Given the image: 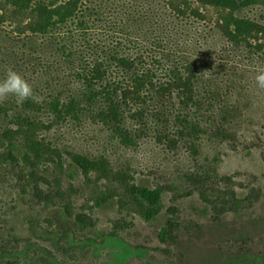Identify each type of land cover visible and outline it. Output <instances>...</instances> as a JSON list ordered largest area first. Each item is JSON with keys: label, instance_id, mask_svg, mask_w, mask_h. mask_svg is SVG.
Here are the masks:
<instances>
[{"label": "rangeland", "instance_id": "rangeland-1", "mask_svg": "<svg viewBox=\"0 0 264 264\" xmlns=\"http://www.w3.org/2000/svg\"><path fill=\"white\" fill-rule=\"evenodd\" d=\"M105 1L115 17L123 0L89 4ZM158 1L163 4L142 0ZM252 1L235 15L264 26V0ZM15 10L10 0H0V79L13 69L42 96L50 95L45 70L48 64L57 67L58 59L44 58L46 38L32 34L28 9ZM201 11L205 20L188 14L183 28L213 59L221 88L217 118L224 120L221 129L202 133L193 145L167 146L148 138L126 147L91 118L69 117L51 127L57 114L41 102L25 106L27 100L18 103L12 95L0 100L7 108L1 131L25 125L20 118L33 119L36 124L25 127L52 150L35 168L3 163L0 156V264H264V89L255 79L264 72V35L237 44L216 24L217 9ZM76 154L104 156L110 162L102 168L106 174L86 176L74 163ZM119 173L140 186L168 187L154 220L120 202ZM103 196L111 198L99 207ZM166 226L171 231L163 242Z\"/></svg>", "mask_w": 264, "mask_h": 264}, {"label": "trees", "instance_id": "trees-1", "mask_svg": "<svg viewBox=\"0 0 264 264\" xmlns=\"http://www.w3.org/2000/svg\"><path fill=\"white\" fill-rule=\"evenodd\" d=\"M10 1L16 12L29 11L32 34L46 38L41 43L44 58L58 59L57 67L48 64L45 70L50 95L42 96L41 89L33 85L40 94L33 93L25 106H36L39 101L57 114L51 127L69 117L75 121L91 118L126 147L148 138L167 146L181 141L193 145L202 133L221 129L224 118H217L222 113L219 79L212 73L213 59L193 45L190 31L183 28L188 14L205 20L201 9H217L216 24L237 44H250L249 38L264 35V26L235 15L252 0H182V6L169 0L158 1V5L123 0L114 9L115 17L109 13L108 1L95 7L89 4L92 0ZM53 76H57V89ZM5 116L6 104L0 101V121ZM21 120L29 127L36 124L27 117ZM22 123L0 130V149L5 147L0 156L3 163L21 162L35 168L33 163L52 150ZM72 158L86 176L92 171L106 174L107 169L102 168L110 163L104 156L76 154ZM123 174L116 179L122 186L120 202L131 203L146 221L154 220L161 213L168 187L140 186ZM110 198L103 196L96 205L100 207ZM63 210L70 216L68 205ZM168 231L166 226L160 232L163 242L170 236Z\"/></svg>", "mask_w": 264, "mask_h": 264}, {"label": "clouds", "instance_id": "clouds-1", "mask_svg": "<svg viewBox=\"0 0 264 264\" xmlns=\"http://www.w3.org/2000/svg\"><path fill=\"white\" fill-rule=\"evenodd\" d=\"M256 84L260 89H264V72H260L256 77ZM9 95L15 96L18 103H23L33 96V87L25 77L13 69H9L6 76L0 79V100Z\"/></svg>", "mask_w": 264, "mask_h": 264}]
</instances>
